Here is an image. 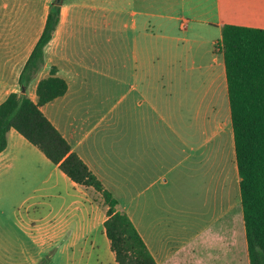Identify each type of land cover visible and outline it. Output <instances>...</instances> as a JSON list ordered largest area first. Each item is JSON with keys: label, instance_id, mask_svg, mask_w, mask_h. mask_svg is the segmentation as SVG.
<instances>
[{"label": "crops", "instance_id": "0c3cea01", "mask_svg": "<svg viewBox=\"0 0 264 264\" xmlns=\"http://www.w3.org/2000/svg\"><path fill=\"white\" fill-rule=\"evenodd\" d=\"M20 1L0 0V104L12 92L23 93L19 76L54 0H40L38 10L28 4L22 14L16 11ZM125 1L130 21L124 27L134 33V74L116 77L94 69L78 58L79 47L69 41L82 29L102 27L109 1L62 0L43 68L25 94L36 103L38 82L57 69L68 89L41 111L113 194L117 209L128 215L157 264H250L223 56L208 42L194 53L179 45L153 44L158 35L144 27L137 30L140 0ZM224 10L232 20L224 25L264 30V0H216L215 15ZM202 24L221 26L209 20ZM117 93L116 110V103L108 104ZM94 101L99 107L91 109ZM200 115L211 117L201 126ZM6 138L0 153V200L23 198L14 209V234L0 231V264H51L55 258L89 256L98 251V234L110 249L107 207L100 195L72 182L16 130ZM198 195L202 208L191 223V199Z\"/></svg>", "mask_w": 264, "mask_h": 264}, {"label": "trees", "instance_id": "16d2710c", "mask_svg": "<svg viewBox=\"0 0 264 264\" xmlns=\"http://www.w3.org/2000/svg\"><path fill=\"white\" fill-rule=\"evenodd\" d=\"M62 0H54L40 37L19 76L26 90L44 65V49L59 21ZM214 53L222 54L228 87L236 164L250 264H264V30L237 25L222 27ZM64 79L52 67L36 88L37 102L10 93L0 104V153L14 129L75 184L92 188L107 207L105 234L117 264H157L118 201L74 152L41 108L65 95Z\"/></svg>", "mask_w": 264, "mask_h": 264}, {"label": "rangeland", "instance_id": "374dc122", "mask_svg": "<svg viewBox=\"0 0 264 264\" xmlns=\"http://www.w3.org/2000/svg\"><path fill=\"white\" fill-rule=\"evenodd\" d=\"M106 1V0H105ZM109 4L105 3L107 11L105 12L104 25L100 27L96 24V29H82L80 34H77L74 42L79 48L76 51L78 58L83 59L86 63L94 65V69L98 71H109L108 73L113 76H131L134 74V66L132 64V45L133 31L128 27H124L125 23L130 21L129 16L125 12L129 6L125 0H108ZM216 0H140L137 3L136 10L139 15L136 16L138 22L137 30L143 27L154 35H158L153 39L152 43L157 46L168 48V46L179 45L181 48L185 47L194 52H198V45L202 46L204 42H208L210 48L214 49V42L220 45L221 42V27L226 23H231L230 15L225 10L221 16L218 17L214 13V4ZM53 2V1H52ZM30 4V6L39 9L41 5L40 0H21L16 2V11H21ZM141 12L143 14H141ZM148 13V15H145ZM153 15V16H152ZM173 17V18H170ZM23 20V19H22ZM212 21L214 25L202 24L203 21ZM96 21H98L96 19ZM187 21L186 29L182 27V22ZM175 38V39H171ZM178 38V40H177ZM199 41V42H193ZM75 56V54L73 55ZM220 57L221 55H217ZM76 57V56H75ZM190 58V57H189ZM126 61L127 66L123 68L119 66V61ZM106 65H110L109 67ZM186 73L193 76H201L202 73L196 70H187ZM83 76V75H82ZM85 76V73H84ZM92 76H90L91 78ZM197 90L199 88L197 87ZM118 93L115 98L108 104L109 107L115 105L116 110L118 107ZM90 106L91 109L99 107L96 102ZM64 108L70 109V104H64ZM62 106V107H63ZM90 112V109H88ZM62 114V113H61ZM62 117H65L62 115ZM96 112H92V118H96ZM211 116H198V124L201 126L208 121ZM191 124L195 125L196 115L192 111L190 116ZM87 125V123H86ZM85 125V126H86ZM199 185L198 187L200 186ZM192 185V182H191ZM231 187L226 179L225 188ZM23 196H4L0 200V210L3 215H0V231H8L14 234L13 224L18 216L14 211L18 207ZM197 202L194 203V199ZM191 223L196 222V213L202 208L201 196H193L191 199ZM20 214H24V210L20 209ZM228 219V218H227ZM103 231V227H102ZM232 233V232H231ZM98 251L83 257L76 256L73 259L55 258L51 260V264H115L114 256L111 253L105 237L98 234ZM240 248L241 242H240ZM49 262V261H48ZM242 264V262H240Z\"/></svg>", "mask_w": 264, "mask_h": 264}, {"label": "water", "instance_id": "95a60500", "mask_svg": "<svg viewBox=\"0 0 264 264\" xmlns=\"http://www.w3.org/2000/svg\"><path fill=\"white\" fill-rule=\"evenodd\" d=\"M22 92L24 93V92H25V90H24V89H22Z\"/></svg>", "mask_w": 264, "mask_h": 264}]
</instances>
